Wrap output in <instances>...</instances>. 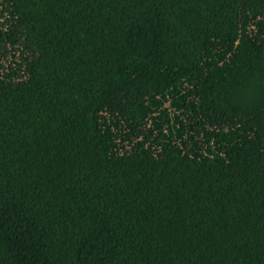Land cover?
<instances>
[{"label": "trees", "instance_id": "trees-1", "mask_svg": "<svg viewBox=\"0 0 264 264\" xmlns=\"http://www.w3.org/2000/svg\"><path fill=\"white\" fill-rule=\"evenodd\" d=\"M0 264H264V0H0Z\"/></svg>", "mask_w": 264, "mask_h": 264}]
</instances>
